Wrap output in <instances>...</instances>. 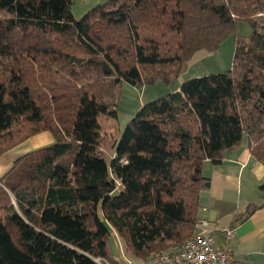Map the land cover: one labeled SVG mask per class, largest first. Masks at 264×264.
<instances>
[{
	"label": "trees",
	"instance_id": "1",
	"mask_svg": "<svg viewBox=\"0 0 264 264\" xmlns=\"http://www.w3.org/2000/svg\"><path fill=\"white\" fill-rule=\"evenodd\" d=\"M73 3L0 0V156L54 137L1 179L0 264H118L115 233L139 260L171 253L196 235L205 161L246 136L264 165V0H109L80 19ZM231 36L229 71L143 106L106 157L124 82L168 83Z\"/></svg>",
	"mask_w": 264,
	"mask_h": 264
},
{
	"label": "crops",
	"instance_id": "2",
	"mask_svg": "<svg viewBox=\"0 0 264 264\" xmlns=\"http://www.w3.org/2000/svg\"><path fill=\"white\" fill-rule=\"evenodd\" d=\"M107 1L79 0L82 15ZM53 143V135L42 132L0 156V184L17 159ZM202 172L210 187L201 193L199 219L209 223L216 245L232 249L237 264H264V165L252 156L247 137L220 164L205 161ZM228 230H234L230 241L224 234ZM116 245L122 249L118 238ZM118 250L113 255L118 264H135Z\"/></svg>",
	"mask_w": 264,
	"mask_h": 264
},
{
	"label": "rangeland",
	"instance_id": "3",
	"mask_svg": "<svg viewBox=\"0 0 264 264\" xmlns=\"http://www.w3.org/2000/svg\"><path fill=\"white\" fill-rule=\"evenodd\" d=\"M79 3V0H74L72 6L73 14L78 16L75 17L76 19H80L83 16ZM251 31L252 29L248 22L239 21V34L249 36ZM234 49V38L231 36L223 42L219 52L199 51L189 62L184 64L179 77L174 78L168 83L159 79L151 85H144L140 88L124 82L117 99L118 117L110 119L101 117L99 120L102 126V136L104 137L102 144L106 151V157L108 159L114 157L116 154L114 146L120 140L128 122L138 115L143 106L160 98L162 99L187 80L229 71L232 68ZM117 238L122 249L116 245ZM118 248L119 253L124 254L126 257L128 256L135 264H146V262L158 257L151 256L145 261L137 259L132 253L127 251L123 240L118 235L114 236L113 234L111 238V251L113 255L118 254L116 253ZM104 264L109 263L104 262Z\"/></svg>",
	"mask_w": 264,
	"mask_h": 264
},
{
	"label": "built area",
	"instance_id": "4",
	"mask_svg": "<svg viewBox=\"0 0 264 264\" xmlns=\"http://www.w3.org/2000/svg\"><path fill=\"white\" fill-rule=\"evenodd\" d=\"M209 223L200 220L196 225L198 232L178 249L164 253L146 264H237L232 249L217 246L214 236L208 231ZM226 240L234 237V230L224 232ZM99 264H104L100 259Z\"/></svg>",
	"mask_w": 264,
	"mask_h": 264
}]
</instances>
